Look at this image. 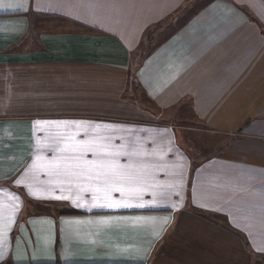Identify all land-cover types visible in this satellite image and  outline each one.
<instances>
[{
    "label": "crops",
    "instance_id": "0c3cea01",
    "mask_svg": "<svg viewBox=\"0 0 264 264\" xmlns=\"http://www.w3.org/2000/svg\"><path fill=\"white\" fill-rule=\"evenodd\" d=\"M4 3L23 9L0 10V225L12 220L0 264H264V0ZM39 120L129 137L117 161L132 177L116 181L124 195L88 187L102 184L78 177L68 157L49 167L53 151L21 130ZM165 136L187 156L170 179L140 153L166 152ZM59 147L63 158L75 146ZM208 148L217 152L189 155ZM94 196L147 206L88 205ZM61 201L75 207H45Z\"/></svg>",
    "mask_w": 264,
    "mask_h": 264
},
{
    "label": "rangeland",
    "instance_id": "374dc122",
    "mask_svg": "<svg viewBox=\"0 0 264 264\" xmlns=\"http://www.w3.org/2000/svg\"><path fill=\"white\" fill-rule=\"evenodd\" d=\"M39 121H45V120H39ZM47 121H56V120H47ZM57 121H77V120H57ZM36 121H28V122H23L21 126V130L23 133H28L29 135L32 133H35V141H39L41 145H52L55 140L59 139L60 144L63 145H69L71 146H76L78 141L82 140H87L90 141L93 145V147L96 150V155L94 156L91 151L87 152L84 156L85 157H91L94 160H104V161H109V160H115V161H126L127 158L126 152H125V143L127 142V136L125 134L120 135L118 137H112L111 133V126L110 124H100V123H94V122H86L84 125L81 126H75V125H69V126H53V125H36ZM84 122V121H83ZM19 128V127H18ZM35 131V132H34ZM59 134V135H58ZM196 138L195 137H191ZM198 138V137H197ZM165 143H166V152L162 151L160 148H154L151 147V150H146L143 153L140 152L141 154H144L148 161L155 162L157 166H154L151 168L150 172H158V171H166L165 175L166 177H169L167 179L173 178L174 176H178L177 174L174 175V173L184 170L187 162V156L185 153H182L179 151V149L176 148V146L173 145L172 139L169 136H165ZM22 149H23V155L26 154H32L33 151L35 150V146L33 145L34 141L29 138L26 139L22 137ZM209 140V139H208ZM159 141V140H158ZM148 142V141H147ZM153 144L157 143L155 139L153 141L151 140V143ZM163 142V139H162ZM169 143H172V147L169 146ZM114 145H118L115 147ZM29 146V148H27ZM162 147V146H161ZM225 149V148H224ZM50 150L49 147H47V152ZM226 150V149H225ZM63 153L62 151H57V152H48L47 156V162H52L53 157H57V154ZM107 152L111 153H123L122 155H107ZM165 152V153H164ZM217 150L211 151L209 148L205 152L201 151H191L189 155L195 156L197 155V158H202L209 156L210 154L216 153ZM222 152V150H221ZM55 153V155H54ZM65 155L63 158L60 156L58 157L55 161V163H61L62 159L66 160L68 157L70 160L71 157L78 155L79 153L77 152H64ZM163 155L164 160H159V156ZM158 159V160H157ZM162 159V158H161ZM35 160V158H34ZM45 161V160H44ZM67 161V160H66ZM73 161V160H72ZM158 161H165L166 166L165 168H162L157 164ZM184 164V168H183ZM119 165H124V164H119ZM95 169V166H94ZM126 167L124 168H118L117 170L119 171H125ZM82 202V201H81ZM94 204H99L97 201L91 200L88 205L93 206ZM40 206V205H39ZM42 207V206H40ZM46 208H52L56 209L59 208L61 210H71V208H74L75 205L69 203V201H61L58 205H56L54 208L52 207L51 204H46ZM251 258L255 259L254 255H251ZM256 260V259H255ZM253 261V260H251Z\"/></svg>",
    "mask_w": 264,
    "mask_h": 264
},
{
    "label": "snow or ice",
    "instance_id": "6c2138e0",
    "mask_svg": "<svg viewBox=\"0 0 264 264\" xmlns=\"http://www.w3.org/2000/svg\"><path fill=\"white\" fill-rule=\"evenodd\" d=\"M6 8H13V9H23V4H5L4 0H0V10H4ZM233 11H236L233 9ZM238 18L240 22H246L243 14H238ZM86 122L83 121H36V125H53V126H69V125H75V126H81L84 125ZM59 135V134H58ZM38 146L40 147H49L51 151L57 152V151H66L67 149H63L59 147L60 140L57 139L54 141L52 145H41L38 141ZM73 151L79 153L78 155H75L71 157L73 161H75V168L78 169V171L75 173L78 177L82 176L85 180L88 181H100L102 184V188L100 186H93L91 184L88 185V187L93 188L94 191H105V193L110 191H117L120 192L123 196L126 189L123 186L117 185L116 181H127L131 180L132 177L125 175L122 172H117L118 168H124L125 166L119 165L117 161L115 160H87L84 158L85 154L89 151L93 153V155H96V150L93 147L92 143L87 140L78 141L76 146L73 147ZM107 155H122L123 153H111L107 152ZM41 157L37 155L36 160L33 161L31 168L35 169L37 167V161H39ZM59 159L57 157H53V161L49 163V167L52 168H58L59 165L55 163V161ZM93 166H95L96 174L88 175V170L92 169ZM71 183V181H69ZM15 184L17 186L22 184V179L15 180ZM28 192L29 195L35 198H40L39 194L36 191H33L31 185H28ZM79 188L82 190H86L83 185H78ZM128 191H134L142 193L144 190L142 188H129ZM4 191H7L5 189ZM13 197H15L16 200H20L19 196L12 193ZM55 199H69V197L66 196H56ZM93 200H96V197H93ZM74 204H76L77 207L81 206L77 200L72 201ZM22 203V201H21ZM93 206L97 207H108V208H130V207H145L147 206V202H141V203H130L126 202L125 200H110L107 197L105 198L104 203L94 204ZM19 205H13V213L18 209ZM141 219V218H136ZM12 220L11 218L8 221L7 225H0V235L3 234V230L5 227L11 228ZM260 251H264V249H258ZM35 257H33L34 259ZM5 259V253L2 248H0V261Z\"/></svg>",
    "mask_w": 264,
    "mask_h": 264
},
{
    "label": "trees",
    "instance_id": "16d2710c",
    "mask_svg": "<svg viewBox=\"0 0 264 264\" xmlns=\"http://www.w3.org/2000/svg\"><path fill=\"white\" fill-rule=\"evenodd\" d=\"M148 32H149V31H148ZM148 32H147V33H148ZM146 36H147V35H146Z\"/></svg>",
    "mask_w": 264,
    "mask_h": 264
}]
</instances>
